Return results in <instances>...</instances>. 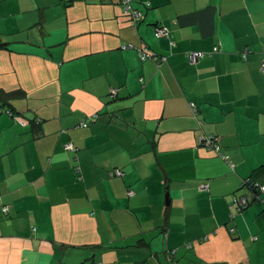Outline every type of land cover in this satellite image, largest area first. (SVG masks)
Wrapping results in <instances>:
<instances>
[{
    "label": "crops",
    "instance_id": "1",
    "mask_svg": "<svg viewBox=\"0 0 264 264\" xmlns=\"http://www.w3.org/2000/svg\"><path fill=\"white\" fill-rule=\"evenodd\" d=\"M129 3L0 0V264H264V0Z\"/></svg>",
    "mask_w": 264,
    "mask_h": 264
},
{
    "label": "built area",
    "instance_id": "2",
    "mask_svg": "<svg viewBox=\"0 0 264 264\" xmlns=\"http://www.w3.org/2000/svg\"><path fill=\"white\" fill-rule=\"evenodd\" d=\"M119 1L121 2V5H122L124 11L126 13H129L131 23L135 24L140 19V16H141L140 12L131 8L129 0H119ZM166 34H167V31L165 28H163V27H156L155 28V35L156 36H165ZM142 56L149 57L150 55H147L145 52H143ZM200 56H201V53H198V52L188 53V57H189L190 62L197 61ZM261 69H262V71H264V52H263V57H262V61H261ZM82 125H86V123H82ZM209 140H210L209 138H207L205 140L207 146L213 147L214 149L218 150L219 147L215 144V141L213 139L211 141H209ZM64 147L66 149H72V146L70 144H65ZM220 154L222 155V157L224 159H226V160L228 159V156L225 155L224 153H220ZM109 174L121 176L123 174V171L121 169H114ZM246 183L247 184L244 183L243 185L247 186V188L249 190V194H244V195H241L240 197H236L232 201V206L234 208H236L238 211H241L242 209L247 207L251 201L261 200L260 192L264 191V184H259L257 182L252 183V182H248V181H246ZM130 193H131V191H130ZM250 197H251V199H250ZM3 210L6 211L7 210L6 207H3Z\"/></svg>",
    "mask_w": 264,
    "mask_h": 264
},
{
    "label": "trees",
    "instance_id": "3",
    "mask_svg": "<svg viewBox=\"0 0 264 264\" xmlns=\"http://www.w3.org/2000/svg\"><path fill=\"white\" fill-rule=\"evenodd\" d=\"M6 45V43L5 42H2L1 40H0V47H4ZM216 50V49H215ZM264 52V51H263ZM198 53H201V56L199 57V58H201V57H203L206 53H204V52H199L198 51ZM244 54V53H243ZM262 57H263V53H262ZM198 58V59H199ZM260 169H263V167H260V168H258V170H260ZM257 171V170H256ZM110 173V172H109ZM110 175V174H109ZM111 176H113V175H111ZM245 180V181H244ZM243 181H242V185L245 183V184H247L246 183V181H248V182H252V183H255V182H257V183H259V184H262L261 182H259V181H256V180H252L251 178H246V179H244Z\"/></svg>",
    "mask_w": 264,
    "mask_h": 264
},
{
    "label": "rangeland",
    "instance_id": "4",
    "mask_svg": "<svg viewBox=\"0 0 264 264\" xmlns=\"http://www.w3.org/2000/svg\"><path fill=\"white\" fill-rule=\"evenodd\" d=\"M205 137H203L202 139H204ZM165 197V196H164ZM176 223H178V222H176Z\"/></svg>",
    "mask_w": 264,
    "mask_h": 264
}]
</instances>
